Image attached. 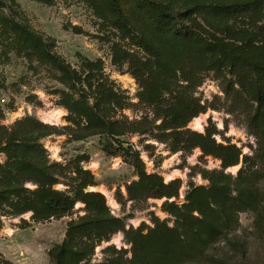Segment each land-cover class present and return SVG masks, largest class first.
I'll list each match as a JSON object with an SVG mask.
<instances>
[{
	"label": "rangeland",
	"instance_id": "374dc122",
	"mask_svg": "<svg viewBox=\"0 0 264 264\" xmlns=\"http://www.w3.org/2000/svg\"><path fill=\"white\" fill-rule=\"evenodd\" d=\"M263 16L264 2L258 12L229 17L222 24L249 32L253 43L264 47ZM198 19L211 35H226L221 25L210 27ZM13 22L39 37L42 48L59 56L73 71V77L66 78L51 62L26 48L11 29ZM114 42L126 41L97 17L86 0H0V128L10 134L26 118L56 127L58 132L40 136L36 141L43 151L46 171L55 179L50 188L72 196L77 185L76 170L88 171L94 184L84 186L83 191L101 194L109 215L123 226L108 240L75 242L72 249L79 251L78 256L66 258L63 264H128L132 252L127 232L147 234L155 221L170 228L175 226V217L163 209L162 203L182 206L192 188L209 185L205 175L212 171H222L232 188L240 183L245 189V207L258 199L262 203L256 211L246 208L238 212L234 230L227 236L231 241L222 239L215 243L210 254L231 258L237 245L243 249L244 264H264V132L249 123L260 112L256 100L228 69L220 74L204 72L188 92L206 111L190 119L183 129L213 131L217 143L235 145L240 151L239 162L222 169L218 158L202 154L198 147L176 149L173 137L161 136L160 118L151 105L141 101L140 83L128 64L113 62ZM127 48L137 50L145 58L139 48ZM86 62L99 68L91 73L100 75L101 84L121 100L120 106L106 104L103 116L107 123L122 125L123 134L119 136L106 135L103 139L100 134L88 132L83 118L72 115L74 121L69 120L71 114L65 102L83 100L92 105L95 101V94L82 80L88 73ZM179 65L187 67L183 62ZM4 141H0V165L7 162L2 150ZM104 146L108 151L120 147L119 153L111 154ZM135 163L163 183L174 181L175 194L154 198L132 187L135 196L131 198L128 187L138 180ZM22 187L33 191L38 184L25 180ZM12 199L10 196L7 202L0 201V264H55L50 253L64 243L70 223L85 215V204L77 200L65 214L37 220L30 210L13 211ZM191 245L199 249L195 240ZM168 255L160 249L143 253L139 263L166 264Z\"/></svg>",
	"mask_w": 264,
	"mask_h": 264
},
{
	"label": "trees",
	"instance_id": "16d2710c",
	"mask_svg": "<svg viewBox=\"0 0 264 264\" xmlns=\"http://www.w3.org/2000/svg\"><path fill=\"white\" fill-rule=\"evenodd\" d=\"M86 1L97 17L117 31L121 40L126 41L125 44L144 52L145 58L122 42L112 45L113 62L128 64L140 83L141 101L151 105L160 118L158 127L162 131L161 136L173 137L178 146H174L176 149L198 147L202 154L218 158L222 169L236 165L240 151L235 145L217 143L212 137L214 132L210 130L199 133L183 129L190 119L206 111V107L188 92L204 72L212 70L220 74L228 69L240 86L256 100L260 112L250 118L249 123L257 131L264 132V47L255 45L249 32L222 24L229 17L240 18L258 12L264 0H235L233 3L220 0ZM198 18L210 27L221 25L226 35H211ZM2 20L5 24L4 17ZM11 24V29L26 48L47 59L66 78L73 77V71L59 56L42 48L39 37L16 22ZM182 62L187 65L185 69L179 65ZM85 66L88 73L82 80L95 94V101L92 105H87L83 100L65 102L64 106L71 114L69 120L74 121L72 115L83 118L88 132L100 134L103 139L106 135L123 134L122 125L107 123L103 119L104 106L109 102L120 106V98L101 84L100 75L91 73L93 69H99L95 64L86 62ZM18 124L19 127L10 134L0 128V141L5 140L2 150L7 157L5 165H0V201L7 202L12 196L10 207L13 211L20 213L30 210L37 220L61 216L77 200L85 204V215L77 222L70 223L64 243L52 249L50 256L55 264H63L66 258L78 256L79 251L72 249L75 242L82 239L108 240L114 232L123 229L120 221L107 212L101 194L83 191L84 186L94 184V180L88 178V171L76 170L77 185L72 196L50 188L55 179L46 171V165L42 162L43 151L36 141L40 136L58 132L56 127L28 118ZM118 148L108 151L103 147L115 155L119 153ZM135 166L138 180L131 188L128 187L131 198L135 196L132 187H136V192L154 198H169L175 194L174 181L163 183L156 175L146 174L136 163ZM205 177L209 185L192 188L182 206L167 201L162 203L163 209L175 217V226L170 228L155 221L147 234L137 230L127 232L132 252L128 264H145L139 263L143 258L139 256L159 249L169 254L166 258L169 263L166 264H204L209 262L207 258L211 259L210 264H244L243 249L241 251L237 245V248L231 249L233 256L227 259L212 257L210 249L222 239L231 241L227 236L234 230L238 212L246 208L256 211L262 202L258 199L245 207L247 203L242 199L245 189L240 183L232 188L222 171H212ZM25 180L35 181L38 187L26 191L22 187ZM233 191L235 193L232 195ZM193 240L198 243V250L191 245Z\"/></svg>",
	"mask_w": 264,
	"mask_h": 264
}]
</instances>
